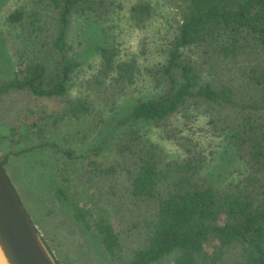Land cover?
<instances>
[{
  "label": "trees",
  "instance_id": "trees-1",
  "mask_svg": "<svg viewBox=\"0 0 264 264\" xmlns=\"http://www.w3.org/2000/svg\"><path fill=\"white\" fill-rule=\"evenodd\" d=\"M17 1L3 169L39 156L51 206L115 264H264V0ZM222 142L239 164L221 183Z\"/></svg>",
  "mask_w": 264,
  "mask_h": 264
},
{
  "label": "rangeland",
  "instance_id": "rangeland-1",
  "mask_svg": "<svg viewBox=\"0 0 264 264\" xmlns=\"http://www.w3.org/2000/svg\"><path fill=\"white\" fill-rule=\"evenodd\" d=\"M17 3V0H0V18ZM95 34L94 30L80 28L78 21L72 25L70 35L78 48L76 52L82 53L80 56L84 60H89L95 54L98 41ZM14 64L11 52L0 38V78L12 76ZM6 133V124H1L0 136ZM40 159L39 156L11 159L6 174L54 259L60 264H115L107 257L99 242L74 219L66 205L59 204L54 208L51 206L53 186L49 185L47 173H43L39 165ZM238 164L231 148L222 142L209 171L222 183Z\"/></svg>",
  "mask_w": 264,
  "mask_h": 264
},
{
  "label": "water",
  "instance_id": "water-1",
  "mask_svg": "<svg viewBox=\"0 0 264 264\" xmlns=\"http://www.w3.org/2000/svg\"><path fill=\"white\" fill-rule=\"evenodd\" d=\"M2 264H56L0 163Z\"/></svg>",
  "mask_w": 264,
  "mask_h": 264
},
{
  "label": "bare ground",
  "instance_id": "bare-ground-1",
  "mask_svg": "<svg viewBox=\"0 0 264 264\" xmlns=\"http://www.w3.org/2000/svg\"><path fill=\"white\" fill-rule=\"evenodd\" d=\"M0 264H2V261H1V259H0Z\"/></svg>",
  "mask_w": 264,
  "mask_h": 264
}]
</instances>
